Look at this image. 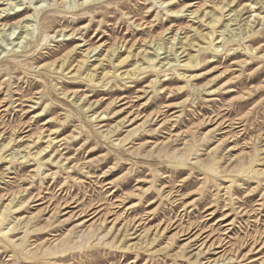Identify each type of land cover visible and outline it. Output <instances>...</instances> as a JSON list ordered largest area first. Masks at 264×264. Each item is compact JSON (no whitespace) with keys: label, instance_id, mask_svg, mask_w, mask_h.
<instances>
[{"label":"rangeland","instance_id":"374dc122","mask_svg":"<svg viewBox=\"0 0 264 264\" xmlns=\"http://www.w3.org/2000/svg\"><path fill=\"white\" fill-rule=\"evenodd\" d=\"M263 20L0 0V264H264Z\"/></svg>","mask_w":264,"mask_h":264},{"label":"bare ground","instance_id":"6f19581e","mask_svg":"<svg viewBox=\"0 0 264 264\" xmlns=\"http://www.w3.org/2000/svg\"><path fill=\"white\" fill-rule=\"evenodd\" d=\"M261 1V0H260ZM263 2V1H262ZM228 3H231V1H229ZM226 4V3H225ZM225 6V5H224ZM191 7V6H190ZM221 7V6H220ZM226 7V6H225ZM245 8V7H244ZM243 8V9H244ZM242 9V10H243ZM246 9H247V7H246ZM242 10H237L236 8H234V9H232L231 10V12H235L234 13V19H231L230 20V22H235V21H237V18L240 16V14L242 13ZM248 10V9H247ZM210 14V13H209ZM207 12H206V14H205V17L206 16H208L209 15ZM4 19V18H3ZM208 19V18H207ZM210 19V18H209ZM218 21H219V19H218V17H215V18H212L211 20H210V24L214 27V26H216L217 24H218ZM254 21V20H253ZM257 21V20H256ZM1 22V21H0ZM18 24L19 23H17V24H15V25H10L11 27H13V28H16V27H18ZM263 24H264V20H263ZM226 26V25H225ZM250 26H252V25H250ZM196 29V28H195ZM14 30V29H13ZM254 30H255V28H252V27H250V28H247V27H245L242 31H240V32H237V31H235V29H232L231 28V23L230 24H228L227 26H226V28L223 30V32L221 33L222 34V38H221V44H222V42H223V40H224V38H225V34L224 33H226V34H228V35H231V37H233V38H239V37H241V38H244L245 36H250L253 32H254ZM15 32V31H14ZM177 35V34H176ZM26 38V37H25ZM175 40H176V38H175ZM22 43H23V41H21ZM118 42V41H117ZM119 43V42H118ZM117 43V44H118ZM115 45V44H114ZM118 45H121V44H118ZM80 47H81V45H79ZM171 48H169L170 49V52H171V50H172V46H170ZM223 47V45H220V47L218 48V50H220L221 48ZM249 47V46H248ZM97 46H96V48H93L92 50H88L87 51V54L89 55L91 52H94V51H96L97 50ZM147 48V47H146ZM167 48V47H166ZM80 49V48H79ZM147 50V49H146ZM145 50V51H146ZM150 56V55H149ZM103 58H105V57H103ZM58 60V59H57ZM84 61V60H83ZM123 61V60H122ZM148 61H150V62H152L153 61V59L150 57V59L148 60ZM60 62V61H59ZM58 62V63H59ZM57 63V64H58ZM53 64V63H52ZM57 66V65H56ZM143 67V66H142ZM58 68V67H57ZM60 69V68H59ZM136 69H138L137 67H136ZM76 70V69H75ZM213 81V80H212ZM35 85V84H34ZM82 108V107H81ZM80 110V109H79ZM86 110V109H85ZM82 111H84V110H82ZM33 135V134H32ZM35 136V135H34ZM5 145V144H4ZM1 146H3V145H1ZM4 147V146H3ZM1 150V149H0ZM18 153H20V152H18ZM19 155V154H18ZM35 155V154H34ZM39 155V154H38ZM19 157H21V155L19 156ZM25 158V157H24ZM42 169V168H41ZM42 171V170H41ZM47 174V173H46ZM4 177V176H3ZM173 195V194H172ZM59 204V203H58ZM59 207V206H58ZM74 215V214H73ZM105 217V216H104ZM91 219V218H90ZM107 219V218H106ZM104 221H105V218L103 219ZM103 220H101V221H103ZM103 221V222H104ZM116 221H117V219H116ZM115 221V222H116ZM100 222V221H99ZM120 222V221H119ZM93 223V222H92ZM92 225V224H91ZM117 225V224H116ZM133 225H134V222H133ZM138 227H141V223L139 222V224L137 225ZM116 228H117V226H116ZM137 228V227H136ZM224 228V227H223ZM231 233V232H230ZM192 236V235H191ZM227 236V235H226ZM205 244H206V241H204L203 242V245L205 246ZM211 245H214V244H211ZM217 247H221L220 245H217ZM239 256V255H238ZM223 257V256H222ZM229 260V259H228Z\"/></svg>","mask_w":264,"mask_h":264}]
</instances>
